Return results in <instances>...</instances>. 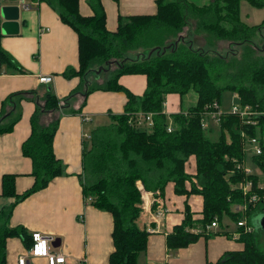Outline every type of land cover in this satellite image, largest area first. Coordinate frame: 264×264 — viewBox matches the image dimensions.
I'll return each instance as SVG.
<instances>
[{
  "label": "trees",
  "instance_id": "obj_1",
  "mask_svg": "<svg viewBox=\"0 0 264 264\" xmlns=\"http://www.w3.org/2000/svg\"><path fill=\"white\" fill-rule=\"evenodd\" d=\"M241 1L254 8H264V0H208L202 4L155 0L154 15L118 16L117 29L110 32L105 27V14L98 0H89L91 16L79 13L78 0H37L56 11L60 21L75 32L78 67L66 69L63 76L78 77L80 85L62 99L47 90L41 99L35 91H28L14 93L3 101L5 107L10 100L12 111L6 116L4 108L0 113V134L11 132L19 121V100L26 95L33 96L36 109L30 118V133L21 145L22 156L31 161L34 182L17 195L14 175H3L2 196L22 200L63 175V165L55 157L52 146L61 114H79L90 92H122L126 97L123 111L109 114V123L91 132L82 152L84 198L112 217L114 250L108 264H137L138 254L146 249L148 233L136 224L141 212L138 181L146 191L162 192L167 183H173L178 195L202 197L198 232L190 231L196 222L186 210L183 221L166 236L168 249L186 248L201 235L209 236L205 227L220 223L224 217L236 225L246 219V224L251 226L250 214L261 213L264 208V115L248 120L237 113L219 111L223 91H230L236 94L239 107L264 112V49L252 41L253 37L261 36L264 20L251 27L244 24L240 20ZM190 19L213 41L244 45L239 58L232 52L224 56L217 51L194 49L183 37L170 41ZM152 47L155 50L149 54ZM108 62L114 66L112 76L102 85L90 86L85 77L95 71V66ZM0 64H10L21 71L1 47ZM135 74L146 78L141 95L132 94L118 83L120 76ZM84 83H87L85 89ZM191 90L196 94L195 105L185 112L171 114L169 125L164 113L166 95L174 93L183 97ZM77 94L84 99L74 109ZM208 112H218L215 124L219 134L215 140L206 134L210 129L202 127ZM146 114H151L152 126H137L135 119ZM41 115L51 117L50 121L40 124ZM252 138L257 140L261 153L251 154L252 173L247 174L243 169L249 167L245 161L246 145ZM191 156L195 161L193 176L185 172ZM186 182L190 184L189 190ZM245 185H248L246 190ZM234 205L241 206V211L233 212ZM11 209L0 211V264H6L7 238L18 236L31 240L24 228L9 227ZM238 230L243 249L228 252L212 264H264V250H260L254 233L245 232L242 227Z\"/></svg>",
  "mask_w": 264,
  "mask_h": 264
},
{
  "label": "crops",
  "instance_id": "obj_2",
  "mask_svg": "<svg viewBox=\"0 0 264 264\" xmlns=\"http://www.w3.org/2000/svg\"><path fill=\"white\" fill-rule=\"evenodd\" d=\"M21 2L28 5L23 8ZM105 14V27L114 32L118 26V16L154 15L155 0H98ZM4 6H18V33L3 35L0 31V47L21 68L16 70L10 64H0V113L4 108L12 111L10 100L3 101L18 92L35 91L41 99L47 90L57 98L66 97L80 85L78 77L66 78L63 73L68 68L78 67V42L75 32L63 24L56 11L37 0H0ZM78 11L83 16H91L93 10L89 0H78ZM3 19L0 17V25ZM22 66H20L19 64ZM114 69L112 66L106 72ZM50 75L52 82L40 83L39 76ZM89 75L85 77L87 79ZM98 77V76H97ZM93 86L98 84L92 76ZM95 82V84H94ZM118 83L134 95H141L146 87L144 75H122ZM86 88V84L84 83ZM45 87V88H44ZM84 97L76 95L73 108L80 107ZM126 97L122 92L96 90L86 96L79 114H61L52 146L55 157L61 162L64 174L53 178L48 185L26 198L16 201L15 197L1 194L3 175H14V189L17 195L23 194L34 182L31 176V161L22 156L21 145L30 133V118L36 109L32 95L19 100L20 119L9 133L0 134V211L12 207L9 227H22L28 235L41 233L49 240L51 250L65 257L64 264H108L114 247L112 243V217L110 213L93 207L82 193V152L90 141L91 132L109 123V114L123 111ZM182 97L178 94L166 95L164 113L171 123V114L185 112ZM42 105V102H40ZM48 116L41 115L40 124L45 125ZM49 118V117H48ZM51 118V117H50ZM185 172L195 173L194 157H189ZM193 179V178H192ZM194 181V180H193ZM186 189L190 184L186 182ZM140 191L141 212L136 220L139 229L148 233L146 249L137 256V264H212L228 252L243 249L238 241V227L228 223L224 217L216 227L200 236L186 248L168 249L166 236L179 225L189 210L196 225L192 232H198L197 221L201 218L202 197L197 194L178 195L173 183H167L162 192L146 191L136 183ZM237 206L233 212L241 211ZM264 213L252 212L255 221ZM246 223V219L244 220ZM248 225V224H247ZM254 232V227L249 226ZM206 235V234H205ZM29 246V247H28ZM31 247L30 238L13 236L5 241L6 264H17L20 257L27 256ZM27 259L26 264H46L43 258Z\"/></svg>",
  "mask_w": 264,
  "mask_h": 264
},
{
  "label": "rangeland",
  "instance_id": "obj_3",
  "mask_svg": "<svg viewBox=\"0 0 264 264\" xmlns=\"http://www.w3.org/2000/svg\"><path fill=\"white\" fill-rule=\"evenodd\" d=\"M188 1L196 3V4H202V3L207 2L208 0H188ZM239 9H240V11H239L240 12V20L249 27L258 25V24H260V22L262 20H264V8H259V9L254 8L251 5H249L247 2L241 1ZM261 33L262 34L260 37L259 36L253 37L252 41H253V43H255V45L264 49V30H262ZM178 37H183L186 40H189L194 49H206V50L217 51L218 53H220L221 55H224V56H228V55H230L229 52H232L236 55V57L239 58V56L241 55V53L244 50V45H239V46L233 45L232 43H230L228 41H223V40H215L214 39L215 41H213V38L211 39L206 32L197 29L195 22L191 19L188 21V24L185 27H183L182 31L177 36H175V37L172 36L171 38H169V40L173 41L175 38H178ZM160 45H161V43L158 45H155L154 47H159ZM154 47H152V49H154ZM139 51H141L143 53L145 52L142 49H139ZM112 66H113L112 62L102 64V66H99L98 68H97V66H95V71L94 72L92 71V72H90V74H88L89 76L87 79L90 81L89 84H91V82L93 81L92 76H94V77H96L95 80L98 81V82H96L98 84H95V82H94V84L95 85H102L104 83V81H106L108 78H110L112 76V71H113L112 69L109 72H106ZM195 97H196L195 92L192 90L189 91L186 95H184L182 97V101H183L182 107L186 109L187 107L193 105ZM237 103H238V99H237L236 94L231 93L230 91H223L222 96H221L219 111L220 112L230 111L232 109V106L237 105ZM49 120H50V118L47 117V119H45V122L49 121ZM205 129H210V131L206 130V134L212 140L217 139V136L219 134V129H218L217 125L215 123H213L210 119L206 120ZM262 142H264V138H262ZM252 153H253V147L250 144H247L246 145V160L245 161L247 162L249 167L251 166L250 157H251ZM237 206L238 205L232 206L231 210L234 211L233 209ZM249 218H250V216H249ZM251 218L254 219V217H251ZM225 223H228L231 226V228H233L235 226V224L231 220H228L226 218H224L223 225H225ZM253 233L256 236V239L259 240L260 250H264V231H262V229L257 227L256 229H254Z\"/></svg>",
  "mask_w": 264,
  "mask_h": 264
},
{
  "label": "built area",
  "instance_id": "obj_4",
  "mask_svg": "<svg viewBox=\"0 0 264 264\" xmlns=\"http://www.w3.org/2000/svg\"><path fill=\"white\" fill-rule=\"evenodd\" d=\"M21 6L23 8H28V5H25L23 2H21ZM38 81L40 83L44 84H49L52 82V77L50 75H43L38 77ZM214 107H217L216 104H214ZM219 112V111H218ZM218 112H208L206 114L207 118L210 119L213 123H216L217 118L216 116L218 115ZM231 113L234 114H239L240 117H246L248 120H252L251 117H255L257 115L261 116L264 115V112H257L254 111L252 112L248 106L244 107H239L238 105H233L232 109L230 110ZM137 126L145 125L146 127H151L152 122H151V114H146V115H138V117L135 119ZM254 123V122H251ZM202 127H206V120L202 122ZM168 131L171 130L170 126L167 128ZM248 144H250L253 147V153L254 154H260L261 149L260 146L258 145V142L256 139L252 138L248 141ZM244 171L247 174L252 173V170L248 166H244ZM248 185H245L243 187L244 190ZM262 213H264V208H262ZM216 223L213 222L210 225H207L205 227L206 232L210 231V229L216 227ZM238 227H242L245 232H251V228L245 223V222H238L237 223ZM49 239L44 237L41 233L39 232H34L31 234V247L27 253V256L20 257L17 261V264H26L27 259L25 257H30V258H43L46 261V264H64L65 263V257L61 254H56L54 253L49 244Z\"/></svg>",
  "mask_w": 264,
  "mask_h": 264
},
{
  "label": "water",
  "instance_id": "obj_5",
  "mask_svg": "<svg viewBox=\"0 0 264 264\" xmlns=\"http://www.w3.org/2000/svg\"><path fill=\"white\" fill-rule=\"evenodd\" d=\"M0 17L3 19L0 25V31L3 35H14L18 33V18L19 8L18 6H4L0 9ZM155 49L149 51V54L154 52ZM249 219L251 226L256 229L257 227L264 231V215H261L258 219ZM256 225V226H255ZM51 240V239H49Z\"/></svg>",
  "mask_w": 264,
  "mask_h": 264
}]
</instances>
